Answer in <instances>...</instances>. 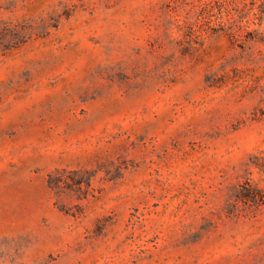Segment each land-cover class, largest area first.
I'll return each mask as SVG.
<instances>
[{
	"label": "rangeland",
	"instance_id": "1",
	"mask_svg": "<svg viewBox=\"0 0 264 264\" xmlns=\"http://www.w3.org/2000/svg\"><path fill=\"white\" fill-rule=\"evenodd\" d=\"M218 1L0 0V264H264V0Z\"/></svg>",
	"mask_w": 264,
	"mask_h": 264
},
{
	"label": "trees",
	"instance_id": "2",
	"mask_svg": "<svg viewBox=\"0 0 264 264\" xmlns=\"http://www.w3.org/2000/svg\"><path fill=\"white\" fill-rule=\"evenodd\" d=\"M213 3L219 6L223 5V3L218 0H213ZM221 24L224 27V23ZM227 30L229 31L230 36L232 38H235L236 36L235 31H233L231 27H229ZM14 40L15 41L9 42V44H11L9 46L15 47L18 44V42L22 41L21 39H14ZM240 190H241L240 198H242L244 202L246 203L251 202V205L253 204L255 206L264 205V191L261 190L260 188H257L256 186H253L245 182L244 184L241 185Z\"/></svg>",
	"mask_w": 264,
	"mask_h": 264
}]
</instances>
